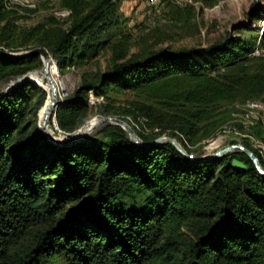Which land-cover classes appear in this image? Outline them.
<instances>
[{
	"label": "trees",
	"instance_id": "16d2710c",
	"mask_svg": "<svg viewBox=\"0 0 264 264\" xmlns=\"http://www.w3.org/2000/svg\"><path fill=\"white\" fill-rule=\"evenodd\" d=\"M194 1L213 7L221 0ZM119 2L59 0L72 10L67 24L51 14L24 25L50 3L21 11L0 0V49L43 47L61 72L87 64L119 22ZM168 4L180 29H198L193 4ZM260 19L251 15L254 26L239 23L206 48L129 55L125 36L112 45L107 69L86 72L50 122L75 133L94 95L109 102L99 107L102 116L118 115L144 141L167 134L194 154L189 143L216 138L231 119L226 106L264 102ZM43 67L39 54L0 55V84ZM122 93L134 98L115 111L110 103ZM49 101L48 91L31 81L0 93V264H264V176L246 153L200 162L169 141L138 147L111 123L98 135L56 145L40 126ZM141 118L154 132L146 133ZM251 133L264 139L262 126ZM231 144L253 150L264 166L249 139L234 136Z\"/></svg>",
	"mask_w": 264,
	"mask_h": 264
},
{
	"label": "rangeland",
	"instance_id": "374dc122",
	"mask_svg": "<svg viewBox=\"0 0 264 264\" xmlns=\"http://www.w3.org/2000/svg\"><path fill=\"white\" fill-rule=\"evenodd\" d=\"M168 1L178 3L180 5H184L185 3L193 4L198 12L196 18L198 29L191 31V33L185 32L180 29L175 24V21L171 19L170 5L168 4ZM30 2L25 1L23 2V4L20 3V5L12 3V6L11 2L5 1V4L8 8L25 11L36 9L42 3L49 2L50 5L41 7L40 11L37 14L32 15L27 21L21 23H23L24 25L36 24L42 21L46 16L53 14L55 17H57L56 19L58 21L67 24L66 21L69 16L66 15L65 11L68 8L59 7V0H30ZM262 11H264V0H221L219 4L213 7H205L201 2L194 0H158V3L156 4H153V0H120L117 10L119 22L109 27L101 37V40L107 41V43L100 48L97 56L94 59L90 60L87 64L72 66L70 69H67L63 72L59 70L61 76L60 79L64 82L65 90L59 93L58 99L63 102L66 97L75 92L82 81L83 75L86 72H92L98 69H107L114 56L112 45L120 40L125 39V36L128 37L130 43L129 55L138 53L146 48L160 49L169 47L173 50L184 47L206 48L210 44L227 36L229 32H233L235 26L239 23L247 22L248 24L254 26L252 21L249 20V17L251 15H259L261 19L260 21L256 22V25L262 31L264 27V13ZM52 60L54 63H56L53 57ZM42 69L40 70L42 71ZM15 80L0 84V93H4L7 87ZM40 85L42 86V88L48 91L45 85ZM48 93L50 95L49 91ZM133 98L134 96L132 93H122L119 95H115L110 105L111 107H114L115 111H122V108L126 106L127 103H129V101H131ZM52 101L53 97H51L50 95L49 104L40 116V126L43 132L44 128H46L50 135L58 140L63 141L68 136L70 137L72 135H77L78 132L84 131L91 122L95 123L96 121H99V119L107 117L102 116L99 113V107H103L109 102H107L103 98H97L94 95H91L90 111L86 124L73 134H65L59 130L55 119L52 120V123L50 122V119L49 121H47V124L43 126L45 113L51 105ZM245 106L246 102H238L233 106H226L227 111H232L233 109V113H231V119L228 122H225V124L222 126V130L219 132L216 138L209 141H204L201 144L193 145L189 143L188 146L195 151L194 154L196 156H205L230 145V139L234 138V136L237 135H235L233 132L229 133V131L227 130H232L231 127H233L234 124H244V122L246 121L244 120V117L246 115ZM111 116L119 117L118 115ZM140 121L144 125L146 133L154 132L148 127L145 119L141 118ZM131 123L133 125L136 124L132 120ZM105 125L106 124L99 126L92 133V135H98L100 133V130ZM229 126L231 127L229 128ZM258 126L264 127V125H255L253 127ZM262 140L264 141V139Z\"/></svg>",
	"mask_w": 264,
	"mask_h": 264
},
{
	"label": "water",
	"instance_id": "95a60500",
	"mask_svg": "<svg viewBox=\"0 0 264 264\" xmlns=\"http://www.w3.org/2000/svg\"><path fill=\"white\" fill-rule=\"evenodd\" d=\"M29 54H39L42 56L43 62H44V67L42 70H44L47 74V77L49 79H51V76L49 74V68H50V60L52 59L51 54L49 53V51L43 47H37L31 51H24V52H10L7 50H3L0 49V55L3 56H26ZM56 65V63H55ZM57 66V65H56ZM36 71H41V70H34V71H30L28 73H26L23 76H20L19 78H17L13 83H11L6 91H4V94L7 93V91H9L10 89L20 85L23 82H27V81H31L37 85H39L40 87H42L40 84H38L37 82L33 81L29 76L36 72ZM52 82H54L51 79ZM54 84V83H53ZM57 87L56 85L54 86V91H56ZM60 103H62V101H60L57 97H55L51 103L50 108L51 109H55ZM50 112V110H49ZM49 112L47 113L45 119L43 120V126H45L47 124V120L49 118ZM53 112V111H52ZM107 123H111V124H115V125H119L121 127H123L126 132L128 133L129 137L131 138L132 142L138 146V147H156L164 142H171L183 155L191 158V159H195L197 161H207V160H211V159H215L218 157H221L222 155L235 151V150H241L244 153H246L254 162V164L256 165L257 169L259 170V172L264 176V166L262 165V162L259 158V156H257V154L249 149L246 148L244 145L242 144H231L228 145L214 153L199 157V158H195L194 154H190L187 152V150L182 146V144L176 139L173 138L171 136H167V135H163L160 136L159 138L155 139L153 142H146L143 139H141V137L136 133V131L134 130V128L125 120L119 118V117H113V116H107V117H103L101 119H99V121L97 122V124L92 127L91 129H89L88 131L84 132L82 135H80L79 137L75 138V135L72 136H68L67 140H58L53 138L50 133L46 130V128H44V133L47 135V137L56 145H60V146H64V145H69V144H73V143H77L80 141H83L85 139H87L88 137H90L92 135V133L101 125L103 124H107Z\"/></svg>",
	"mask_w": 264,
	"mask_h": 264
},
{
	"label": "bare ground",
	"instance_id": "6f19581e",
	"mask_svg": "<svg viewBox=\"0 0 264 264\" xmlns=\"http://www.w3.org/2000/svg\"><path fill=\"white\" fill-rule=\"evenodd\" d=\"M5 1L6 2H11V4L12 3H16V4H19V5H20V3L23 4V2H25V1L26 2H30V0H5ZM156 3H158V0H153V4H156ZM12 6H13V4H12ZM65 12H66V15L67 16H70V14L72 13V10L71 9H66ZM50 65L51 66L49 68V74L51 76V79L54 82H52L51 79H49L47 77L46 72L43 71V70L40 71V72L32 73L29 77L33 81L38 82L39 84L45 85L46 88L48 89V91L50 92L51 97H53V99H54L55 97L58 98L59 97V93L61 91H64L65 90V88H64L65 85H64V82L60 79L61 76H60L59 69L55 65V63L53 62L52 59L50 60ZM55 85L57 87L56 91H54V86ZM50 106H49V108L47 109V111L45 113V117H46L47 113L50 110V112H49V118H48L47 121H49L51 119V114H52V111H53V109H51ZM245 114L246 115L244 117V120H246V121L244 122V124L241 123V124H239L240 126L238 124H234L233 127L229 126V128L231 127L232 130H227V129L226 130L229 131V133L230 132L231 133L233 132L238 137H244V139L245 138L249 139L250 142L252 143V145H254L257 149H259L263 153V155H264V141L262 139L256 137L254 134H252L253 132L251 133V129H252L253 126H255V125H264V117H263L264 116V102H261V101H247L246 102V106H245ZM97 122L98 121H96L95 123L94 122H91L86 127V129L84 131L78 132L77 135H75V138L79 137L84 132H86L89 129H91L92 127H94L97 124ZM224 133H226V132H224ZM67 139H68V137L65 138V140H67Z\"/></svg>",
	"mask_w": 264,
	"mask_h": 264
},
{
	"label": "built area",
	"instance_id": "2783aa9c",
	"mask_svg": "<svg viewBox=\"0 0 264 264\" xmlns=\"http://www.w3.org/2000/svg\"><path fill=\"white\" fill-rule=\"evenodd\" d=\"M264 117V116H263Z\"/></svg>",
	"mask_w": 264,
	"mask_h": 264
}]
</instances>
